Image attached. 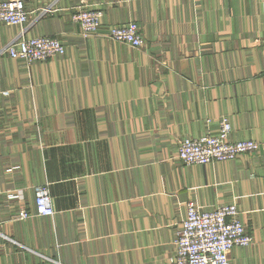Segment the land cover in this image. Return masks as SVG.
<instances>
[{"label":"crops","instance_id":"0c3cea01","mask_svg":"<svg viewBox=\"0 0 264 264\" xmlns=\"http://www.w3.org/2000/svg\"><path fill=\"white\" fill-rule=\"evenodd\" d=\"M24 1V27L0 23V264H170L188 201L237 204L254 240L230 264H264V0ZM79 6L103 11L96 34L81 35ZM129 22L140 47L108 36ZM38 35L65 53L6 50ZM223 116L260 150L183 162L181 139ZM38 185L51 215L34 213Z\"/></svg>","mask_w":264,"mask_h":264},{"label":"built area","instance_id":"2783aa9c","mask_svg":"<svg viewBox=\"0 0 264 264\" xmlns=\"http://www.w3.org/2000/svg\"><path fill=\"white\" fill-rule=\"evenodd\" d=\"M29 10L24 0H0V23L21 25L29 21ZM101 9L81 6L72 14L80 26V33L89 37L102 25ZM108 36L116 41L140 47L144 38L135 22L112 25ZM12 57L26 62L46 60L62 55L66 47L61 39L51 35L23 36L13 41L6 49ZM0 94L9 96L0 81ZM232 124L227 116L221 118L217 133H206L199 137L186 136L179 143V158L186 164H207L213 161L232 160L243 153H256L261 144L255 139L233 140L230 137ZM35 212L51 215L55 212L49 189L45 185L36 187ZM33 212L23 208L19 218L24 219ZM254 238L247 231L239 216L235 203H223L215 209L200 210L194 201H188L187 213L182 219L175 238L176 251L170 264H230V252L235 246H246Z\"/></svg>","mask_w":264,"mask_h":264}]
</instances>
